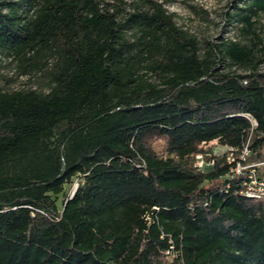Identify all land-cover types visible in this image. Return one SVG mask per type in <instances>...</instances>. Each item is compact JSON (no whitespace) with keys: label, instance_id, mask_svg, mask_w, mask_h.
Wrapping results in <instances>:
<instances>
[{"label":"trees","instance_id":"16d2710c","mask_svg":"<svg viewBox=\"0 0 264 264\" xmlns=\"http://www.w3.org/2000/svg\"><path fill=\"white\" fill-rule=\"evenodd\" d=\"M232 8L250 42L200 53L157 0H0V53L48 82L0 89V264H264V197L202 148L264 162V0Z\"/></svg>","mask_w":264,"mask_h":264},{"label":"rangeland","instance_id":"374dc122","mask_svg":"<svg viewBox=\"0 0 264 264\" xmlns=\"http://www.w3.org/2000/svg\"><path fill=\"white\" fill-rule=\"evenodd\" d=\"M15 1V0H12ZM130 1V0H125ZM163 3L164 7L176 14L175 22L178 26L188 30L194 34L200 41V53L212 44L218 43L221 38L232 41L248 44L250 38L240 30V24L233 21L231 15L233 13L234 0H157ZM256 31L264 40V13H261L255 18ZM52 61H49L51 63ZM222 71H231L241 73L242 70L236 67H231L226 61L220 63ZM264 70V64L260 66ZM148 79L158 81L157 78L148 74ZM0 89L4 91L20 90V89H35L40 92L48 90L47 77L42 72H33L24 74L20 67V62L4 53H0ZM155 149L160 148V144H154ZM203 149H211L210 153L213 156H229L230 151L225 147L218 146L216 141L202 145ZM209 155V154H208ZM195 156L194 166L201 171H211L213 163L208 161L201 154ZM210 156V155H209ZM235 156V155H234ZM239 156V155H238ZM233 157V155H232ZM247 163H251L247 160ZM258 167H261V175L264 174V162H260L255 167L258 172ZM76 181L66 185L65 191L71 193L75 188ZM60 199V198H59ZM60 203V201H58Z\"/></svg>","mask_w":264,"mask_h":264},{"label":"built area","instance_id":"2783aa9c","mask_svg":"<svg viewBox=\"0 0 264 264\" xmlns=\"http://www.w3.org/2000/svg\"><path fill=\"white\" fill-rule=\"evenodd\" d=\"M254 124V122H253ZM230 151L229 156H226V162L229 164L234 163V166L230 168L229 177L243 176V194L249 198H261L264 197V175L258 176L255 171V167L259 163H247L246 157H248V149L245 146L235 159L234 151L232 148H228ZM233 155V157H232ZM197 157H200L196 155ZM213 163V162H211ZM75 190V188H74Z\"/></svg>","mask_w":264,"mask_h":264}]
</instances>
